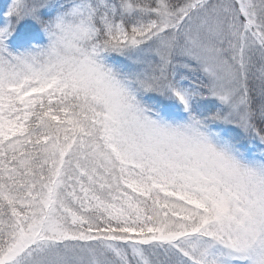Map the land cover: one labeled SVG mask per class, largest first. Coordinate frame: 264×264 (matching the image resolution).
<instances>
[{
    "label": "snow or ice",
    "instance_id": "obj_1",
    "mask_svg": "<svg viewBox=\"0 0 264 264\" xmlns=\"http://www.w3.org/2000/svg\"><path fill=\"white\" fill-rule=\"evenodd\" d=\"M0 264H264V0H0Z\"/></svg>",
    "mask_w": 264,
    "mask_h": 264
}]
</instances>
